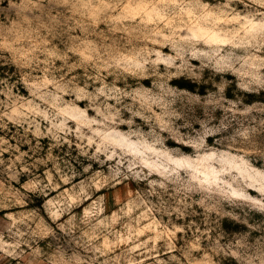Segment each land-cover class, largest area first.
Wrapping results in <instances>:
<instances>
[{
    "label": "rangeland",
    "instance_id": "1",
    "mask_svg": "<svg viewBox=\"0 0 264 264\" xmlns=\"http://www.w3.org/2000/svg\"><path fill=\"white\" fill-rule=\"evenodd\" d=\"M0 264H264V0H0Z\"/></svg>",
    "mask_w": 264,
    "mask_h": 264
}]
</instances>
